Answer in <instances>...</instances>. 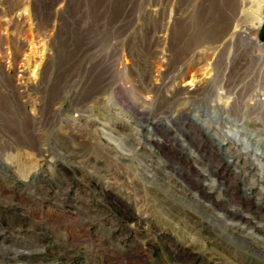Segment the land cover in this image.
<instances>
[{"label": "rangeland", "instance_id": "374dc122", "mask_svg": "<svg viewBox=\"0 0 264 264\" xmlns=\"http://www.w3.org/2000/svg\"><path fill=\"white\" fill-rule=\"evenodd\" d=\"M0 264H264V0H0Z\"/></svg>", "mask_w": 264, "mask_h": 264}, {"label": "bare ground", "instance_id": "6f19581e", "mask_svg": "<svg viewBox=\"0 0 264 264\" xmlns=\"http://www.w3.org/2000/svg\"><path fill=\"white\" fill-rule=\"evenodd\" d=\"M187 83L190 85V84L192 83V80H191L190 82H187ZM193 83H194V82H193ZM193 83H192V84H193ZM184 98H185V97H184Z\"/></svg>", "mask_w": 264, "mask_h": 264}]
</instances>
